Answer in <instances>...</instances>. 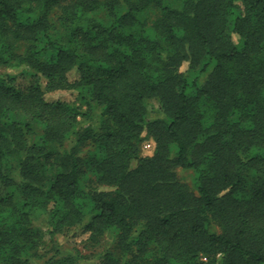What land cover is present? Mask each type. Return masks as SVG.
Wrapping results in <instances>:
<instances>
[{
    "label": "trees",
    "instance_id": "obj_1",
    "mask_svg": "<svg viewBox=\"0 0 264 264\" xmlns=\"http://www.w3.org/2000/svg\"><path fill=\"white\" fill-rule=\"evenodd\" d=\"M1 66L31 82L0 78V264H33L44 224L115 231L100 264H264V0H0Z\"/></svg>",
    "mask_w": 264,
    "mask_h": 264
},
{
    "label": "rangeland",
    "instance_id": "obj_2",
    "mask_svg": "<svg viewBox=\"0 0 264 264\" xmlns=\"http://www.w3.org/2000/svg\"><path fill=\"white\" fill-rule=\"evenodd\" d=\"M53 16H55V13H53ZM150 26L151 25L147 26L144 33L147 38L153 39L155 38V35ZM227 35L236 47H243L244 40L233 32V28H228ZM187 69L188 63L184 64L181 70L186 71ZM28 70H31V67H28ZM32 71L37 73L34 69ZM211 72L212 69L206 75L201 77L200 84L204 85L206 83ZM14 75L18 76L17 83L21 87H26L31 82V77L25 75L23 69L0 67V78L11 77ZM73 77L74 75H72V78ZM39 83L41 89H47L48 80L40 73ZM46 96L48 100L62 99L65 101H74L76 99V93L73 91H58L49 93ZM144 104L147 110L148 119H165L159 99H147L144 101ZM82 110L86 115L80 118L78 131L82 130L85 126L90 125L92 122H95V130H98V115L101 112V108L95 106L94 108L89 109L86 106H82ZM14 118L22 125L30 142L33 139V133L31 132L40 133L42 131V127L39 126L26 112H16ZM149 143L151 144L152 142L145 141L140 144V157H147L152 153L154 145L152 144L150 146ZM133 163V166L136 167L138 162L135 161ZM177 175L182 183L187 185L192 192L197 194L195 172L193 170L179 168L177 169ZM43 230L45 231V239L39 250V258L34 260L33 264H55L65 260H72L75 264H100L102 262V255L106 250L115 253L118 259L121 258V254L117 249V233L115 231L106 232L105 236L98 243H95L90 240V234L85 233L82 226L66 228L53 236L49 233L51 229L46 224H44ZM217 230H219L218 227ZM210 260L211 258L208 256H202L201 258V261L206 263ZM122 264L124 263L122 262Z\"/></svg>",
    "mask_w": 264,
    "mask_h": 264
},
{
    "label": "built area",
    "instance_id": "obj_3",
    "mask_svg": "<svg viewBox=\"0 0 264 264\" xmlns=\"http://www.w3.org/2000/svg\"><path fill=\"white\" fill-rule=\"evenodd\" d=\"M150 146H151V145H150ZM150 146H149V147H150Z\"/></svg>",
    "mask_w": 264,
    "mask_h": 264
}]
</instances>
